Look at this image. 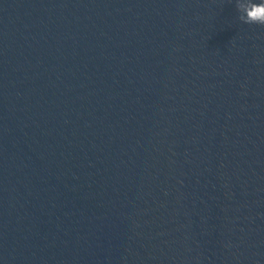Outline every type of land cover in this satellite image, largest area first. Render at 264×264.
Segmentation results:
<instances>
[{
	"label": "clouds",
	"instance_id": "1",
	"mask_svg": "<svg viewBox=\"0 0 264 264\" xmlns=\"http://www.w3.org/2000/svg\"><path fill=\"white\" fill-rule=\"evenodd\" d=\"M235 8L242 23L264 26V0H235Z\"/></svg>",
	"mask_w": 264,
	"mask_h": 264
}]
</instances>
